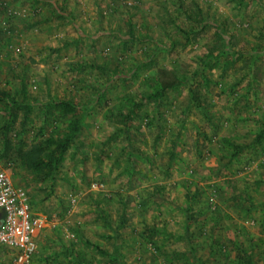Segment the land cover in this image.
<instances>
[{
	"label": "rangeland",
	"instance_id": "374dc122",
	"mask_svg": "<svg viewBox=\"0 0 264 264\" xmlns=\"http://www.w3.org/2000/svg\"><path fill=\"white\" fill-rule=\"evenodd\" d=\"M5 1L0 169L48 221L31 264H241L264 222V0ZM62 99L81 123L39 181L16 147L66 135Z\"/></svg>",
	"mask_w": 264,
	"mask_h": 264
},
{
	"label": "built area",
	"instance_id": "2783aa9c",
	"mask_svg": "<svg viewBox=\"0 0 264 264\" xmlns=\"http://www.w3.org/2000/svg\"><path fill=\"white\" fill-rule=\"evenodd\" d=\"M5 10L6 4L0 0ZM48 227L46 216L34 211L27 192L13 174L0 169V251L10 264H31L40 237Z\"/></svg>",
	"mask_w": 264,
	"mask_h": 264
},
{
	"label": "trees",
	"instance_id": "16d2710c",
	"mask_svg": "<svg viewBox=\"0 0 264 264\" xmlns=\"http://www.w3.org/2000/svg\"><path fill=\"white\" fill-rule=\"evenodd\" d=\"M192 17V16H190ZM192 19V18H191ZM196 22V20H195ZM218 36L221 37V34L217 33ZM186 35V32H185ZM164 74L163 72H161ZM159 71V74H161ZM157 88L153 95L158 94L161 91H166L169 89H173L177 85H179V81H176L175 79H169V80H159L156 82ZM24 93V92H23ZM194 95V94H193ZM0 102H4L6 106H8L7 111V123L4 127V146L6 150L11 149V142L6 139V133L10 130L12 127L13 119L15 118V112L14 109L18 107V105L15 106V102L13 98L11 97L10 93L5 90H0ZM49 109H57V117L55 118V121L57 118L62 119H70L71 122L68 124L67 133L63 137H56L53 134L49 135L48 138L41 139L39 143H34L30 146H27V144L23 141H19L18 145L16 147V154L18 155L21 164L23 167L27 170H32L35 173H39V177L37 179L40 181H48L52 180L50 178L52 175H54L55 172V166L54 164L58 163V161H53L54 157L45 158L41 154V149H49L52 148L56 151H58L60 154L67 151L74 143V137L76 136L77 129L80 126L81 123V114L76 113V108L74 104L72 103V100L68 99H62L54 104H50L48 106ZM49 116V114L46 115V119ZM71 116H74L72 118ZM26 120V118H25ZM58 128V126L56 127ZM43 130V129H42ZM41 130V131H42ZM263 137V134L259 132L257 134V137L254 141H260ZM42 173V174H41ZM41 174V176H40ZM29 198V196H28ZM30 201V198H29ZM31 203V201H30ZM224 248V244L222 249ZM117 261H114L116 263ZM246 264H251V260L246 259Z\"/></svg>",
	"mask_w": 264,
	"mask_h": 264
},
{
	"label": "crops",
	"instance_id": "0c3cea01",
	"mask_svg": "<svg viewBox=\"0 0 264 264\" xmlns=\"http://www.w3.org/2000/svg\"><path fill=\"white\" fill-rule=\"evenodd\" d=\"M5 4L7 5L6 1H5ZM5 9H7V7H5ZM0 12L5 13L4 9L1 6H0ZM3 18H4V14H3ZM263 189H264V185H263ZM254 190H255V198L253 199V202L255 203V205H257V209L259 212L258 219L264 221V196H261V192L258 186H256ZM211 225L213 226V224ZM257 229H258V232L257 234H255L256 236L254 235L251 238L252 239V251H248L243 256V258L241 259L242 260L241 264H246L245 263L246 259L251 260V264H257L256 261H260L259 264H264V222L260 224ZM241 243L245 244L244 240ZM4 252L6 253L5 250L0 251V253L4 254L3 256L4 259H7V260L10 259L9 257L7 258Z\"/></svg>",
	"mask_w": 264,
	"mask_h": 264
}]
</instances>
